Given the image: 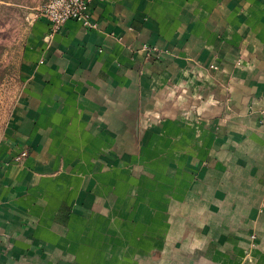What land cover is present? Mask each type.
<instances>
[{
    "label": "crops",
    "instance_id": "0c3cea01",
    "mask_svg": "<svg viewBox=\"0 0 264 264\" xmlns=\"http://www.w3.org/2000/svg\"><path fill=\"white\" fill-rule=\"evenodd\" d=\"M88 13L95 29H27L0 120V264H264V0Z\"/></svg>",
    "mask_w": 264,
    "mask_h": 264
},
{
    "label": "rangeland",
    "instance_id": "374dc122",
    "mask_svg": "<svg viewBox=\"0 0 264 264\" xmlns=\"http://www.w3.org/2000/svg\"><path fill=\"white\" fill-rule=\"evenodd\" d=\"M46 0H0V120L9 113L17 88L20 52L29 24ZM17 89V90H16Z\"/></svg>",
    "mask_w": 264,
    "mask_h": 264
},
{
    "label": "built area",
    "instance_id": "2783aa9c",
    "mask_svg": "<svg viewBox=\"0 0 264 264\" xmlns=\"http://www.w3.org/2000/svg\"><path fill=\"white\" fill-rule=\"evenodd\" d=\"M92 0H46L39 8L37 17H43L49 22V32L46 39L50 40L68 21L79 22L87 29H95L96 24L91 20L88 13ZM141 50L147 57H158L159 49L155 46L143 44ZM214 68V66H212ZM28 152L21 151L14 157V161L20 163Z\"/></svg>",
    "mask_w": 264,
    "mask_h": 264
}]
</instances>
